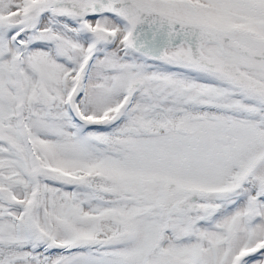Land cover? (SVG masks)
I'll use <instances>...</instances> for the list:
<instances>
[{
	"label": "snow or ice",
	"instance_id": "1",
	"mask_svg": "<svg viewBox=\"0 0 264 264\" xmlns=\"http://www.w3.org/2000/svg\"><path fill=\"white\" fill-rule=\"evenodd\" d=\"M0 264H264V0H0Z\"/></svg>",
	"mask_w": 264,
	"mask_h": 264
}]
</instances>
